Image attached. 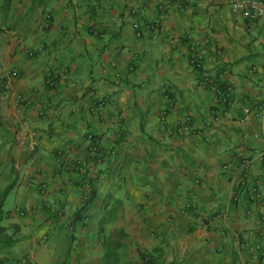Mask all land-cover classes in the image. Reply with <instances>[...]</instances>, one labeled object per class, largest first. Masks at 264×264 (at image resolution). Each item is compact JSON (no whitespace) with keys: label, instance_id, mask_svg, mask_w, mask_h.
Returning <instances> with one entry per match:
<instances>
[{"label":"crops","instance_id":"0c3cea01","mask_svg":"<svg viewBox=\"0 0 264 264\" xmlns=\"http://www.w3.org/2000/svg\"><path fill=\"white\" fill-rule=\"evenodd\" d=\"M234 1L0 0V70L21 71L0 89V264H104L115 228L120 264L125 249L154 264H264V203L250 195L264 193V18ZM195 49L213 77L228 69L227 107Z\"/></svg>","mask_w":264,"mask_h":264},{"label":"built area","instance_id":"2783aa9c","mask_svg":"<svg viewBox=\"0 0 264 264\" xmlns=\"http://www.w3.org/2000/svg\"><path fill=\"white\" fill-rule=\"evenodd\" d=\"M170 1V0H167ZM171 1H178V0H171ZM181 3H188V0H179ZM233 8L236 11L242 12L249 20L251 21H258L260 19L264 18V0H236L233 2ZM135 12V10H133ZM167 16V3H162L159 6V19L164 20ZM147 23L143 20H136L135 21V29H136V35L137 37H143L145 35V29H146ZM190 64L193 67V69L201 74L202 78V85L210 90L213 94L218 96L221 100V102L227 107V105L231 104V93L234 92V87L232 83L226 78L227 75V68H221L219 75L216 77H213L212 74L208 71L204 70V58L202 53L195 49L190 57ZM21 77V71L18 68H13L9 71H2L0 70V89L3 90V92L6 91L9 83L12 79H17ZM49 83L51 87H56L58 84V80L51 76L49 78ZM100 106L103 104V102H99ZM259 109L264 108V103L258 104ZM251 107L247 106L244 109V116L243 120L247 119L248 116L251 114ZM225 110H215L214 115L217 118H220L222 115H224ZM161 120L166 124L168 121V113L164 111L161 114ZM166 129V127L164 126ZM191 117H185L182 118L180 121H178L177 125L173 129V132L176 136L181 137L187 134L191 131ZM24 139L26 140L25 136L23 135ZM24 139H22L24 143ZM89 139L91 140V150L92 153H96L97 156L100 153V145L96 141L93 135H89ZM37 145V142L33 139L30 141L29 146L32 148H35ZM70 155H67L68 163L74 164L73 167L78 168H85L86 164L88 165L87 161L84 160H77L76 162L73 161L72 157H69ZM95 159V158H94ZM261 159L264 163V155L261 156ZM74 162V163H73ZM249 161L244 160L242 164V181L241 184L244 185L249 175ZM251 199L254 201L263 204L264 203V193L258 189L257 187H253L250 190Z\"/></svg>","mask_w":264,"mask_h":264},{"label":"trees","instance_id":"16d2710c","mask_svg":"<svg viewBox=\"0 0 264 264\" xmlns=\"http://www.w3.org/2000/svg\"><path fill=\"white\" fill-rule=\"evenodd\" d=\"M95 138V136H94ZM96 139V138H95ZM96 158V157H95ZM16 185V181L8 185L4 191V195H7ZM94 190L91 191L89 197L85 200L83 206L75 213L76 219H84L85 211L92 201L94 196ZM127 236L126 231L123 228L113 229L109 235L103 241V247L105 250V263L104 264H120L121 261V248L123 240Z\"/></svg>","mask_w":264,"mask_h":264},{"label":"rangeland","instance_id":"374dc122","mask_svg":"<svg viewBox=\"0 0 264 264\" xmlns=\"http://www.w3.org/2000/svg\"><path fill=\"white\" fill-rule=\"evenodd\" d=\"M83 169L86 170V168H83ZM127 249H130V248L128 247ZM141 253L143 254V256ZM141 253H140V256L137 257L133 255L132 251L129 253V251H126L125 249L123 252L124 259L121 264H154L155 263V258L152 252H149V253L141 252Z\"/></svg>","mask_w":264,"mask_h":264}]
</instances>
